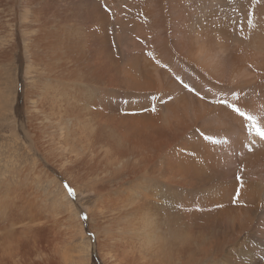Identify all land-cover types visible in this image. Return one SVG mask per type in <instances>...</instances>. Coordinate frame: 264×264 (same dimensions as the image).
Listing matches in <instances>:
<instances>
[{
	"label": "bare ground",
	"instance_id": "obj_1",
	"mask_svg": "<svg viewBox=\"0 0 264 264\" xmlns=\"http://www.w3.org/2000/svg\"><path fill=\"white\" fill-rule=\"evenodd\" d=\"M14 6L28 129L0 124V264H58L40 236L57 227L72 264L91 247L103 264H264V0Z\"/></svg>",
	"mask_w": 264,
	"mask_h": 264
},
{
	"label": "rangeland",
	"instance_id": "obj_2",
	"mask_svg": "<svg viewBox=\"0 0 264 264\" xmlns=\"http://www.w3.org/2000/svg\"><path fill=\"white\" fill-rule=\"evenodd\" d=\"M14 3L15 0H0V124H5L7 129L5 134L7 137L10 138H12V132L10 130L13 128V125H15L16 133L18 137L20 138L21 141L25 140L24 142H26L27 135L25 134L28 129V119H27L25 97L23 96L24 95L23 91L25 90V87L28 84L26 69L30 63V60L27 54L23 51L22 46L24 41H26V39L24 38L26 36L23 35V32H26V34H28L31 32V30H27V28L22 27V25L18 23V21H20L19 20L20 15L21 13H23V10H24L23 16L26 15L25 14L26 8L17 6L18 8L17 11L14 6ZM17 14L19 15L18 18H17ZM13 20H17V21H13ZM11 30L15 31V36L18 40V47L15 50H12L10 55L9 53H7L6 49L9 46V42L13 38L10 35ZM15 78H17V84L15 83ZM16 85H18L17 88L18 90L15 93V97H14L16 102V108H15L16 118H14L15 120L10 118L7 121H5L4 117L7 118L8 115L10 114V111L8 109V104L9 103L11 104V99L13 98L12 95L14 93V88ZM8 98H10V100H8ZM0 135H2V132H0ZM30 156L31 157L29 158V160L32 161L33 156L32 155ZM37 156L35 155L34 157L39 161L38 163L41 164L46 169H48L49 173L53 175V177L60 183L61 187H63L66 193L69 194V197L71 198L75 206L78 209H80L84 215H86V212L84 211L85 208L83 205L85 199L82 198L78 187L72 181L70 176L67 175L59 167L50 165L49 163L47 164L43 156L41 155H37ZM2 157L3 156L0 157L1 162L3 160ZM85 220H86V227L88 229L87 238L91 242H94L93 243L94 246L97 239L96 233L89 228L90 221H88L89 219L86 216H85ZM55 226L56 225H53V228ZM55 233L57 234L54 236ZM40 236L47 241L46 243H44V245L47 244L46 245L47 247H44L42 251L43 256L47 254L48 258L54 259V262H57L58 264H66V263L72 264L70 258V255L72 254V250L70 248V244L68 242L67 236L63 233L61 227H57V229L51 233L43 232L42 234H40ZM55 237H58L59 241H61L59 243L60 251L55 250L52 246V242L50 241L52 238L55 239ZM76 238L79 239V236L77 235ZM80 241L81 240L79 239V242ZM49 245L51 246L49 247ZM90 254L92 258V264H103L94 247H91ZM37 260L39 261V259ZM42 263H44V258L41 264ZM49 264H52V262H50Z\"/></svg>",
	"mask_w": 264,
	"mask_h": 264
},
{
	"label": "snow or ice",
	"instance_id": "obj_3",
	"mask_svg": "<svg viewBox=\"0 0 264 264\" xmlns=\"http://www.w3.org/2000/svg\"><path fill=\"white\" fill-rule=\"evenodd\" d=\"M150 55H152V53ZM221 104H229V102L225 99V100H221ZM234 111H235V109H234ZM205 136H209V135H205ZM72 192H73V190H72Z\"/></svg>",
	"mask_w": 264,
	"mask_h": 264
}]
</instances>
